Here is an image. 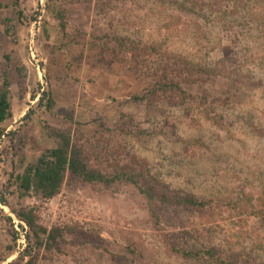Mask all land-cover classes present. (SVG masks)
Masks as SVG:
<instances>
[{
  "label": "rangeland",
  "instance_id": "rangeland-1",
  "mask_svg": "<svg viewBox=\"0 0 264 264\" xmlns=\"http://www.w3.org/2000/svg\"><path fill=\"white\" fill-rule=\"evenodd\" d=\"M17 1L0 0V86L8 67L14 114L0 130V264H27L33 256L35 264H207L176 256L167 242L264 264V0ZM60 8L71 36L110 39L104 57L93 43L64 40ZM114 38L161 53L137 63ZM173 55L206 66L222 60L227 74L186 77L168 60ZM170 81L182 86L186 101L134 99ZM49 92L53 114L38 107ZM45 126L70 129L96 170L112 174L116 165L136 164L214 209L169 214L159 232L136 188L70 175L47 203L20 199L16 177L54 146ZM33 207L48 229H68L62 253L36 255L12 212Z\"/></svg>",
  "mask_w": 264,
  "mask_h": 264
},
{
  "label": "trees",
  "instance_id": "trees-1",
  "mask_svg": "<svg viewBox=\"0 0 264 264\" xmlns=\"http://www.w3.org/2000/svg\"><path fill=\"white\" fill-rule=\"evenodd\" d=\"M13 5L17 7L18 1L14 0ZM197 10L200 16L205 13L202 7H197ZM18 16L21 21L20 12ZM56 19L63 32L64 40L78 46L93 43L95 49L97 47L100 48L103 57L108 53L106 48L109 47L110 44L109 38L104 39L98 37L96 40L89 42L86 36L81 33L71 36L66 32V17L64 10L61 8L56 11ZM11 31V27L7 26L6 33L9 34ZM114 39L121 48L131 53L137 63L150 53H155L157 55L161 53L160 48L147 45L143 47L136 44L127 45L117 38ZM168 60L173 61L174 65L182 72V75L189 78L206 77L208 80H214L218 76H225L227 74L225 62L222 60H218L215 64L210 66L194 64V62L184 55L168 56ZM17 71L20 73V76L23 75V68H19ZM1 80L0 130L14 117L11 102L12 82L8 67L3 70ZM174 96L183 101L187 99V93L183 90L182 86L179 83L170 81V83L159 84L144 96L134 99L136 101L156 103L157 101L162 102ZM38 107L44 108L48 114L54 113L56 109V100L52 97L51 92L47 95L44 93L41 95ZM26 119H28V116L24 118V120ZM44 130L46 138L49 139L54 146L50 149H46L37 158L36 162L28 164L24 168L23 173L16 177L20 199L28 195H33L38 196L41 203H47L61 194L66 179L70 175L86 184H100L105 187H111L123 183L136 188L146 201L151 222L154 228L159 232L163 231V226L166 224L164 218L169 214L180 216L190 212L204 215L214 209V204L210 200L192 193L174 191L167 186L155 182L148 172L136 168V164L124 166L116 165L112 174H106L100 170H96L90 166L89 156L83 147L74 141L73 133L70 129L60 130L45 126ZM1 200L3 205L6 206V201L3 199ZM12 212L21 225L27 227L31 235V238L28 236L27 239L33 241V250L37 252L36 255L43 253L49 256L62 253L63 246L66 244L65 235L68 231L66 227L54 226L48 229L41 224L40 211L35 207L13 210ZM166 244L173 254L187 261L204 262L207 264H250V262L246 263L245 261H241L239 255L233 254L228 256L222 249L217 247H211L204 252H200L190 247L178 246L175 242H167ZM129 251L131 254H135L134 250L130 249ZM37 259L38 256H33L27 264H35Z\"/></svg>",
  "mask_w": 264,
  "mask_h": 264
}]
</instances>
